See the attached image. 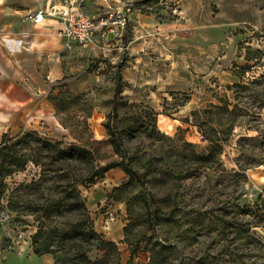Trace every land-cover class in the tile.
Here are the masks:
<instances>
[{"label": "rangeland", "instance_id": "rangeland-1", "mask_svg": "<svg viewBox=\"0 0 264 264\" xmlns=\"http://www.w3.org/2000/svg\"><path fill=\"white\" fill-rule=\"evenodd\" d=\"M93 1L96 13L127 4L136 10L122 47L61 37L60 50L46 54L45 70L34 78L1 55L0 139L35 129L88 146L103 164L124 156L137 170L139 180L117 166L81 186L94 227L116 245L89 251L94 264H233L235 253L243 264H264V226L262 249L235 251L232 228L223 235L221 221L232 219L238 192L242 203L264 196V0H200V13L197 0H187L186 13L184 0ZM88 5L83 0L91 12ZM190 18L201 26L188 27ZM169 27L178 36L171 38ZM197 35L205 42H194ZM0 45L9 56L17 51L3 39ZM171 67L176 86L169 89ZM118 86L111 123L124 138L121 152L105 126ZM226 103L233 113L221 111ZM212 125L223 148L218 162L204 167L192 152L207 151L203 133H213ZM38 173L29 163L6 181L13 187ZM7 197L0 206V264H55L52 253L33 251L32 217L18 220Z\"/></svg>", "mask_w": 264, "mask_h": 264}, {"label": "trees", "instance_id": "trees-1", "mask_svg": "<svg viewBox=\"0 0 264 264\" xmlns=\"http://www.w3.org/2000/svg\"><path fill=\"white\" fill-rule=\"evenodd\" d=\"M237 85V84H235ZM120 86L114 95L112 111L105 121L108 140L116 152L124 147V138L112 127V115L118 116L117 102ZM63 98V97H62ZM60 100H64V99ZM229 113L226 103L221 108ZM153 110V109H152ZM213 133L203 136L210 141L206 152H192L193 159L200 165L210 167L219 160L224 140L218 127H210ZM29 163L39 168L36 177L16 183L10 187L6 179L18 171H23ZM121 166L129 180H139L137 170L122 156L105 164L86 145L53 139L35 129L24 130L16 135L5 132L0 139V206L8 192L6 206L16 213L18 220L26 221L31 216L36 226L32 234V249L37 255L52 253L55 264H94L89 251L103 247H116L106 240L94 227L87 205V198L81 186L93 184L98 178L114 167ZM247 167L241 168L238 175L245 174ZM262 196V195H259ZM254 203H242L240 193L232 207V219L221 218L223 235L232 228L231 241L234 249L242 247L260 250L263 247L258 228L264 226V196ZM230 246V245H228ZM233 264H243V255L235 253ZM250 264H259L253 261Z\"/></svg>", "mask_w": 264, "mask_h": 264}, {"label": "crops", "instance_id": "crops-1", "mask_svg": "<svg viewBox=\"0 0 264 264\" xmlns=\"http://www.w3.org/2000/svg\"><path fill=\"white\" fill-rule=\"evenodd\" d=\"M62 1L63 0H0V40H2L4 35H9L14 39L21 40L20 44L16 45L12 50H17L16 53L11 56L4 53L0 45V56L4 54L7 62L6 64H10L24 77L34 78L42 74V70H45L46 54H49L52 49L53 52H56V49L59 51L61 48V37H63L59 33L62 23L58 18L47 15L42 22L35 23L30 18V15L41 8L50 9L53 4L59 5ZM97 2H100V0H97ZM200 3V0H197V6L195 7L197 13L204 10ZM85 4H89L88 7H90L91 12L84 9L88 14H99L96 13L98 6H95L96 4L94 1L85 0ZM182 6L183 12L186 13L191 3L184 0ZM135 11L136 10L133 8L130 18ZM201 24L202 22H200L199 18H190L187 26L200 27ZM177 34L176 31H173L172 28L169 27V36L171 38H173V36H178ZM184 34L181 38L184 37L183 39L185 40L180 41L182 45L188 42V34ZM123 40L124 37L120 40L111 38V41L106 43L100 35H97L93 41L98 42L100 45L102 44L101 47L103 49L109 50L111 47H122ZM193 41L198 44L204 43L205 37L203 35H197ZM17 65H20L21 68ZM172 72L173 69L171 67L169 69V89L176 86L172 77ZM9 89L10 88L7 90L9 91Z\"/></svg>", "mask_w": 264, "mask_h": 264}, {"label": "built area", "instance_id": "built-area-1", "mask_svg": "<svg viewBox=\"0 0 264 264\" xmlns=\"http://www.w3.org/2000/svg\"><path fill=\"white\" fill-rule=\"evenodd\" d=\"M132 5L109 6L104 12L91 15L83 8V0H63L61 4H53L50 9L41 8L30 15L35 22H42L46 16H53L62 23L60 35L70 40L89 44L97 35H100L106 43L111 38L122 39L128 25ZM7 47L13 50L20 44L19 39L9 35L2 38Z\"/></svg>", "mask_w": 264, "mask_h": 264}]
</instances>
